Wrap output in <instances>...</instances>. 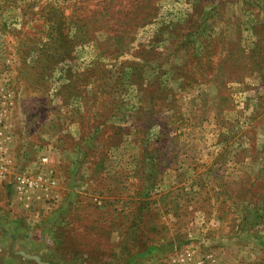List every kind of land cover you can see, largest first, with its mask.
I'll return each mask as SVG.
<instances>
[{"label":"rangeland","instance_id":"1","mask_svg":"<svg viewBox=\"0 0 264 264\" xmlns=\"http://www.w3.org/2000/svg\"><path fill=\"white\" fill-rule=\"evenodd\" d=\"M0 131V264H264V0H0Z\"/></svg>","mask_w":264,"mask_h":264},{"label":"built area","instance_id":"2","mask_svg":"<svg viewBox=\"0 0 264 264\" xmlns=\"http://www.w3.org/2000/svg\"><path fill=\"white\" fill-rule=\"evenodd\" d=\"M3 133L0 131V152L3 151L4 143ZM47 163V158L43 157L41 159V164L45 165ZM7 173V167L3 162V158L0 157V182L5 179ZM15 191L18 195L19 200L25 201L26 206L29 203V191H33L35 188L48 189L55 184L54 179L46 177L44 175H37L34 177H29L27 175H18L14 182Z\"/></svg>","mask_w":264,"mask_h":264}]
</instances>
